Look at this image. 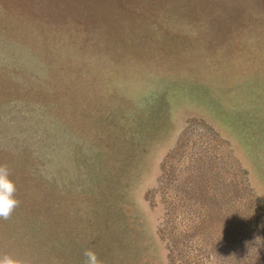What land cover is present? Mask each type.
<instances>
[{
    "label": "rangeland",
    "instance_id": "obj_1",
    "mask_svg": "<svg viewBox=\"0 0 264 264\" xmlns=\"http://www.w3.org/2000/svg\"><path fill=\"white\" fill-rule=\"evenodd\" d=\"M0 164L26 264H264V0H0Z\"/></svg>",
    "mask_w": 264,
    "mask_h": 264
},
{
    "label": "clouds",
    "instance_id": "obj_2",
    "mask_svg": "<svg viewBox=\"0 0 264 264\" xmlns=\"http://www.w3.org/2000/svg\"><path fill=\"white\" fill-rule=\"evenodd\" d=\"M18 188L7 165L0 164V219H10L20 200L17 197ZM84 264H104L97 252L87 249L84 252ZM0 264H26V261L11 254H0Z\"/></svg>",
    "mask_w": 264,
    "mask_h": 264
}]
</instances>
